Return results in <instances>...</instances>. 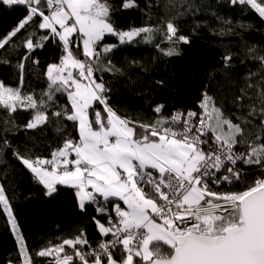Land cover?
Instances as JSON below:
<instances>
[{"label": "snow or ice", "instance_id": "snow-or-ice-1", "mask_svg": "<svg viewBox=\"0 0 264 264\" xmlns=\"http://www.w3.org/2000/svg\"><path fill=\"white\" fill-rule=\"evenodd\" d=\"M231 2L250 5L264 17V0ZM0 4L27 9L26 17L0 40V48L39 18L37 26L57 37L65 53L60 63L47 67L50 84L40 98L0 81V108L12 113L18 108L32 109L33 119L25 127L35 129L49 120L44 97L51 101L55 93H66L70 106L52 115L73 121L78 132V140L66 139L50 158L16 153L18 159L45 187L46 195L55 194L58 185L67 186L75 190L81 211L86 204L98 203L99 197L112 203L116 216L115 221L107 217V226L96 220L100 234L112 237L101 241L96 249L86 252L78 247L89 244L81 232L36 255L55 256V264H264V136L257 133L249 139L245 127L253 125L251 117L258 118L259 127L264 129V86L257 94L260 106L250 105L247 115L237 122L226 116L207 93L200 104L202 115L189 111L153 123L130 121L110 106L108 89L98 80L92 61L99 60L102 53L98 46L106 35L128 43L142 34L144 39H151L153 28L117 30L108 0H0ZM137 6L136 0H123V8ZM178 31L168 21L164 38L190 43ZM25 46L33 50L43 45L27 39ZM116 46L104 45L102 50L109 52ZM74 48L80 49L87 60L78 58ZM254 51L249 49L250 53ZM165 55L179 52L169 47ZM254 58L264 66V55ZM224 59L227 63L232 57ZM243 99V95L238 97ZM163 107L158 105L154 111L159 113ZM237 145L245 150L237 151ZM6 146L4 141L0 147ZM238 162L258 166L259 175L240 191L214 190L213 185L243 182ZM0 204L17 232L22 264H32L2 186ZM65 245L73 249L71 254Z\"/></svg>", "mask_w": 264, "mask_h": 264}, {"label": "trees", "instance_id": "trees-1", "mask_svg": "<svg viewBox=\"0 0 264 264\" xmlns=\"http://www.w3.org/2000/svg\"><path fill=\"white\" fill-rule=\"evenodd\" d=\"M108 2L112 8L111 21L117 30L154 29L151 39H144L142 34L131 42L120 43L117 36L106 35L98 46L102 54L92 63L98 80L108 89L110 106L118 114L130 121L153 123L177 111L202 110L204 93L234 122L247 115L250 105L260 106L257 94L264 86L261 79L264 66L254 57L264 55V17L250 5L233 4L231 0H136L137 7L126 9L122 7L123 0ZM26 15L23 5L0 4V40L8 37ZM168 21H172L178 27V35L187 36L190 43L184 44L175 37L171 42L165 39ZM38 22L39 18H35L0 48V81L40 98L50 84L47 67L60 63L65 53L62 42L48 30L40 29ZM45 36L49 38L42 39ZM27 39L43 46L29 50L25 46ZM73 39L79 43L78 38ZM104 45L117 46L103 52ZM169 47H174L179 55H165ZM251 48L255 49L252 53ZM73 51L78 58L87 60L80 49ZM226 56H231V61L226 63ZM109 68L111 71L107 70ZM249 84L253 87H248ZM242 95L244 99L238 100ZM44 99L49 120L35 129L25 127L33 119L32 109L18 108L12 113L0 108V146L4 141L8 145L0 147V186L4 188L18 231L32 255V264H55V256L41 257L36 253L81 232L89 244L78 247L86 252L109 238L100 234L96 224V220L106 224L108 215L98 211L94 203L86 204L81 211L75 190L67 186L58 185L55 194L46 195L45 187L16 155L50 158L66 139L78 140L73 121L52 115L70 106L66 93H55L51 101L46 96ZM158 105L164 106L159 113L154 111ZM249 119H253V125L245 126L246 136L249 139H254L257 133L264 136L260 120ZM236 150L245 148L237 145ZM240 168L244 173L243 182L224 186L225 190L240 191L259 175L256 165L240 162ZM97 199L115 221L112 203ZM115 202L123 206L122 202ZM64 247L69 254L73 252L69 246ZM119 252L117 249V256ZM23 260L11 220L0 204V264H20Z\"/></svg>", "mask_w": 264, "mask_h": 264}, {"label": "built area", "instance_id": "built-area-1", "mask_svg": "<svg viewBox=\"0 0 264 264\" xmlns=\"http://www.w3.org/2000/svg\"><path fill=\"white\" fill-rule=\"evenodd\" d=\"M82 60H86V59H82ZM177 112H181V113H187V112H183V111H177ZM177 112H175V113H177ZM189 112V111H188ZM193 112H196V113H198V114H201L202 115V113H203V110H199V111H193ZM174 113V114H175ZM237 168H240V162H238V164H237ZM241 169V168H240ZM239 181H237V182H233L232 184H226V183H221L220 185H213L212 187H213V189L214 190H216V191H219V192H228L229 190H225L224 189V186L225 187H227V186H231V185H233V184H235V183H238ZM223 187V188H222ZM95 204V206L99 209V208H101V207H103V208H105L103 205H101L100 204V202H99V200H98V203H94ZM107 209V208H106ZM113 212H114V210H113ZM104 214H106V215H108V216H111V214H110V211L107 209V211L106 212H103ZM114 214H115V212H114ZM111 218H112V216H111ZM115 219H116V217H115ZM112 237L111 236H109V238L106 240V241H108V240H110ZM93 249H96V248H92V249H90V251L91 250H93Z\"/></svg>", "mask_w": 264, "mask_h": 264}, {"label": "rangeland", "instance_id": "rangeland-1", "mask_svg": "<svg viewBox=\"0 0 264 264\" xmlns=\"http://www.w3.org/2000/svg\"><path fill=\"white\" fill-rule=\"evenodd\" d=\"M15 234H16V237H17V232H15ZM19 234H20V232H19ZM21 235V234H20ZM20 264H22V263H20Z\"/></svg>", "mask_w": 264, "mask_h": 264}]
</instances>
